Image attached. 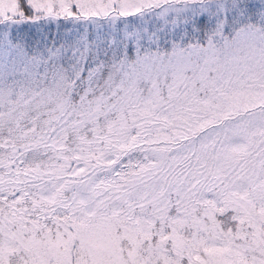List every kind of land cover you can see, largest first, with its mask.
I'll return each mask as SVG.
<instances>
[{
  "label": "snow or ice",
  "instance_id": "snow-or-ice-1",
  "mask_svg": "<svg viewBox=\"0 0 264 264\" xmlns=\"http://www.w3.org/2000/svg\"><path fill=\"white\" fill-rule=\"evenodd\" d=\"M0 264H264V0H0Z\"/></svg>",
  "mask_w": 264,
  "mask_h": 264
}]
</instances>
